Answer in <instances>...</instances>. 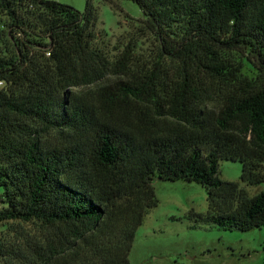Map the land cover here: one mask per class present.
Segmentation results:
<instances>
[{
    "label": "trees",
    "instance_id": "1",
    "mask_svg": "<svg viewBox=\"0 0 264 264\" xmlns=\"http://www.w3.org/2000/svg\"><path fill=\"white\" fill-rule=\"evenodd\" d=\"M127 1L160 55L181 64L173 81L157 62L128 78L129 45L108 57L92 0L81 12L0 0L10 32L22 35L0 56V226L16 224L0 236V264H40L18 222L63 225L72 247L116 216L128 229L115 264H129L134 233L157 203L154 180L203 188L206 213L190 218L264 231V189L248 197L217 171L239 162L242 185L264 183V0ZM240 47L258 62L256 80L226 74L221 54ZM120 111L132 124L113 122ZM46 247L44 264L64 252L63 243Z\"/></svg>",
    "mask_w": 264,
    "mask_h": 264
},
{
    "label": "rangeland",
    "instance_id": "2",
    "mask_svg": "<svg viewBox=\"0 0 264 264\" xmlns=\"http://www.w3.org/2000/svg\"><path fill=\"white\" fill-rule=\"evenodd\" d=\"M23 1L25 0H16V3L19 7H25ZM52 1L78 12L83 10L85 3V0ZM112 1L117 6L115 12L103 0H92L97 12L94 32L103 40L101 46L108 57L112 59L115 49L128 43L131 55V69L126 72L128 78L141 68L152 69L155 62L166 74L167 82L178 77L181 64L170 56L160 55L157 43L144 29L139 8L127 0ZM21 13V8H17L15 15L20 16ZM10 24L12 19L0 9V56L5 58L13 55V40L22 38L20 33L10 32ZM221 56L226 74H235L247 81L256 80L260 74L257 60L244 48L226 50ZM203 78L210 80V86H216V83L219 85L208 75ZM108 80L114 78L110 77ZM209 107L213 108L214 105ZM120 112V116H113V122L132 124L131 117L126 120L122 117L123 111ZM217 171L220 180L237 183L248 197L264 189V183L250 187L240 183L239 162L220 161ZM152 187L157 203L144 215L134 233L127 255L129 264H264L262 228L244 232L222 230L210 221L190 218L191 213L202 216L207 210L205 191L194 182L154 180ZM105 224L106 228H102L85 242H76L72 247L68 243L64 244L71 243L72 239L63 225L49 226L36 221L18 222L17 225L23 230L31 246L34 245L40 264H44L41 260L48 255V242L57 247L59 243H63L64 247V252L51 259L48 264H115L128 227L121 216L107 220ZM10 226L14 227L16 224L7 222L0 226L1 237Z\"/></svg>",
    "mask_w": 264,
    "mask_h": 264
},
{
    "label": "built area",
    "instance_id": "3",
    "mask_svg": "<svg viewBox=\"0 0 264 264\" xmlns=\"http://www.w3.org/2000/svg\"><path fill=\"white\" fill-rule=\"evenodd\" d=\"M47 55V54H46ZM2 86V83L0 82V87Z\"/></svg>",
    "mask_w": 264,
    "mask_h": 264
}]
</instances>
